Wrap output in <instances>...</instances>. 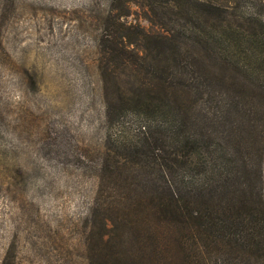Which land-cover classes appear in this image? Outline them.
<instances>
[{
  "label": "trees",
  "instance_id": "obj_1",
  "mask_svg": "<svg viewBox=\"0 0 264 264\" xmlns=\"http://www.w3.org/2000/svg\"><path fill=\"white\" fill-rule=\"evenodd\" d=\"M245 1L138 0L159 30L141 31L137 52L130 42L123 52L109 48L137 82L126 81L121 106L107 93L108 119L134 101L138 129H121L102 168L97 199L111 233L93 248L91 264H238L264 256V146L246 131L257 111L243 102L247 90L218 89L228 78L264 101V78L250 81L244 64L262 59L264 69V21L239 20ZM110 37L121 40L117 28ZM199 102L205 108L197 112Z\"/></svg>",
  "mask_w": 264,
  "mask_h": 264
},
{
  "label": "rangeland",
  "instance_id": "obj_2",
  "mask_svg": "<svg viewBox=\"0 0 264 264\" xmlns=\"http://www.w3.org/2000/svg\"><path fill=\"white\" fill-rule=\"evenodd\" d=\"M137 1L0 0V264H91L107 241L99 177L116 135L138 129L134 101L108 119L107 93L121 106L126 81L137 82L109 48L130 42L137 52L141 31L159 30ZM250 17L264 21V1L240 5L239 20ZM244 64L250 81L264 78L262 59ZM230 81L218 89L247 90L243 102L258 120L246 131L264 146L263 99ZM261 161L264 199V153Z\"/></svg>",
  "mask_w": 264,
  "mask_h": 264
}]
</instances>
